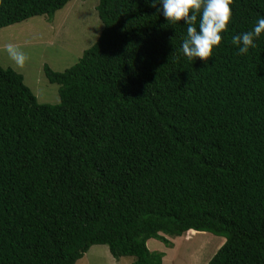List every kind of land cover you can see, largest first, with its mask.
Returning <instances> with one entry per match:
<instances>
[{"label":"trees","instance_id":"obj_1","mask_svg":"<svg viewBox=\"0 0 264 264\" xmlns=\"http://www.w3.org/2000/svg\"><path fill=\"white\" fill-rule=\"evenodd\" d=\"M70 0H0V28ZM207 63L180 52L183 22L146 0H98L97 39L41 103L0 63V264H74L94 244L161 264L147 240L204 230L205 264H264V0H232ZM199 19V16H198ZM197 19V25H198Z\"/></svg>","mask_w":264,"mask_h":264},{"label":"rangeland","instance_id":"obj_2","mask_svg":"<svg viewBox=\"0 0 264 264\" xmlns=\"http://www.w3.org/2000/svg\"><path fill=\"white\" fill-rule=\"evenodd\" d=\"M97 3L98 0H70L51 18L37 15L0 28V63L21 73L39 102L59 101L58 85L46 79L43 65L62 71L97 39L102 26ZM8 46L24 53L23 66L10 59ZM163 236L168 243L157 238L147 240L148 249L163 252L161 264H205L224 240L223 236L192 229L181 235ZM132 261L133 256L116 258L107 245L94 244L74 264H132Z\"/></svg>","mask_w":264,"mask_h":264},{"label":"clouds","instance_id":"obj_3","mask_svg":"<svg viewBox=\"0 0 264 264\" xmlns=\"http://www.w3.org/2000/svg\"><path fill=\"white\" fill-rule=\"evenodd\" d=\"M146 2L156 8L167 23L183 22L187 25L186 36L181 41L179 52L189 61L199 58L204 64L212 57L213 48L219 46L221 33L227 29L232 16L230 8L232 0H146ZM262 33L264 17H259L250 30L233 35L231 43L236 47L237 54L246 55L250 49L255 48ZM6 51L17 66H23L26 59L23 52L12 46H8Z\"/></svg>","mask_w":264,"mask_h":264}]
</instances>
